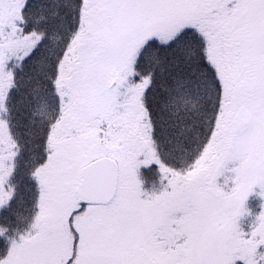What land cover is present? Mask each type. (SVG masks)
Wrapping results in <instances>:
<instances>
[{
  "label": "snow or ice",
  "instance_id": "6c2138e0",
  "mask_svg": "<svg viewBox=\"0 0 264 264\" xmlns=\"http://www.w3.org/2000/svg\"><path fill=\"white\" fill-rule=\"evenodd\" d=\"M256 187L264 0H0V264H264Z\"/></svg>",
  "mask_w": 264,
  "mask_h": 264
},
{
  "label": "rangeland",
  "instance_id": "374dc122",
  "mask_svg": "<svg viewBox=\"0 0 264 264\" xmlns=\"http://www.w3.org/2000/svg\"><path fill=\"white\" fill-rule=\"evenodd\" d=\"M225 175H230L228 173H226ZM224 182V177H220L218 178V183L223 184ZM231 186V181H229L228 187ZM261 193V189L259 187H256L253 189L252 193L248 196V198L245 201V205L244 208L246 210V215L242 216L239 223L240 226L244 229L247 230L249 225L252 224V222L254 221L256 215L259 214V212L261 211V205L264 204V197H262L260 195ZM247 200H250L247 206H246V202Z\"/></svg>",
  "mask_w": 264,
  "mask_h": 264
},
{
  "label": "trees",
  "instance_id": "16d2710c",
  "mask_svg": "<svg viewBox=\"0 0 264 264\" xmlns=\"http://www.w3.org/2000/svg\"><path fill=\"white\" fill-rule=\"evenodd\" d=\"M249 201H250V200H247V202H246V206H247L248 203H250ZM250 204H251V203H250Z\"/></svg>",
  "mask_w": 264,
  "mask_h": 264
}]
</instances>
